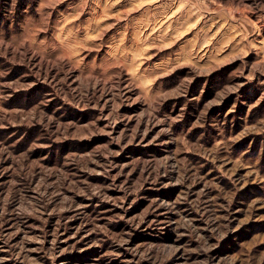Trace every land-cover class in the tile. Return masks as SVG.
<instances>
[{
	"label": "rangeland",
	"instance_id": "374dc122",
	"mask_svg": "<svg viewBox=\"0 0 264 264\" xmlns=\"http://www.w3.org/2000/svg\"><path fill=\"white\" fill-rule=\"evenodd\" d=\"M0 264H264V0H0Z\"/></svg>",
	"mask_w": 264,
	"mask_h": 264
}]
</instances>
